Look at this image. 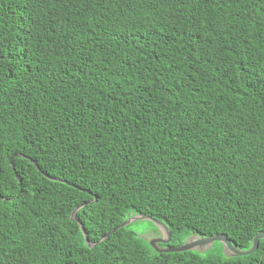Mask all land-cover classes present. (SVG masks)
Masks as SVG:
<instances>
[{
	"label": "trees",
	"instance_id": "trees-1",
	"mask_svg": "<svg viewBox=\"0 0 264 264\" xmlns=\"http://www.w3.org/2000/svg\"><path fill=\"white\" fill-rule=\"evenodd\" d=\"M140 215L264 233V0H0V264H264Z\"/></svg>",
	"mask_w": 264,
	"mask_h": 264
},
{
	"label": "water",
	"instance_id": "water-1",
	"mask_svg": "<svg viewBox=\"0 0 264 264\" xmlns=\"http://www.w3.org/2000/svg\"><path fill=\"white\" fill-rule=\"evenodd\" d=\"M34 163V162H33ZM17 176V175H16ZM18 178V177H17ZM52 180L55 181H59V179H53ZM85 204L81 207H79L78 209H76L73 214H72V219L74 220V216L76 214V212L84 207ZM140 220H145V221H149L151 223H153L155 226H158L160 228H162V233L164 232L165 237L164 238H160V239H154L150 241V246L155 250V252L157 253H178V252H187V251H197L200 253H204L206 251H208L209 249H211L212 245L214 243H220L223 246V251L226 257H244V256H248L251 255L253 253H255L258 249L259 246V241L260 240H264V233H258L255 238L252 241V245L250 247V249L246 250V251H242L237 249L236 247H234L230 241L226 238H224L223 236H217L214 238H198L195 235L190 236V238L184 242L183 244H181L178 247L175 248H170V247H165L162 248L159 246V244L161 245H167L170 243L171 241V233L168 229V227L163 224L162 222L155 220L151 217H147V216H134L132 218H130L129 220L125 221L120 228H123L127 225H130L132 223H135L137 221ZM77 223L79 224L81 231L84 235L85 241L87 242L88 246H94L92 245L87 238V234L81 224V222L79 220H77ZM115 231H117V229L113 230L112 232H110L109 234H107L106 236L102 237L101 240H104L105 238H107L110 234H113ZM100 240V241H101ZM99 241V242H100ZM262 259L264 260V255L262 256Z\"/></svg>",
	"mask_w": 264,
	"mask_h": 264
},
{
	"label": "rangeland",
	"instance_id": "rangeland-1",
	"mask_svg": "<svg viewBox=\"0 0 264 264\" xmlns=\"http://www.w3.org/2000/svg\"><path fill=\"white\" fill-rule=\"evenodd\" d=\"M130 229L143 240L144 245H149L147 251L151 253V249L155 252V250L150 246V241L154 239L164 238L165 234L162 233V228L151 225L150 222L145 220H140L135 223L130 224ZM215 252L220 255H225L224 251L220 247H215ZM205 253V252H204ZM214 253V252H213Z\"/></svg>",
	"mask_w": 264,
	"mask_h": 264
},
{
	"label": "clouds",
	"instance_id": "clouds-1",
	"mask_svg": "<svg viewBox=\"0 0 264 264\" xmlns=\"http://www.w3.org/2000/svg\"><path fill=\"white\" fill-rule=\"evenodd\" d=\"M159 246H160V244H159ZM161 247V246H160ZM162 248H165V247H162Z\"/></svg>",
	"mask_w": 264,
	"mask_h": 264
}]
</instances>
